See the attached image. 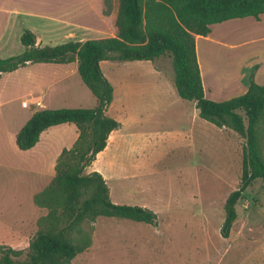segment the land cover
Instances as JSON below:
<instances>
[{"label":"rangeland","instance_id":"rangeland-1","mask_svg":"<svg viewBox=\"0 0 264 264\" xmlns=\"http://www.w3.org/2000/svg\"><path fill=\"white\" fill-rule=\"evenodd\" d=\"M108 9L105 0V13ZM12 46L10 53L14 56L23 53L22 44L20 48ZM123 63L113 65L115 70L106 67V75L115 74L114 78L122 84H152L145 81L149 73L139 68V64ZM163 64L170 78L166 77L165 81L169 94L163 99L164 108L156 113L159 123L148 120L142 125L144 130L136 131L141 137L132 143L126 136L131 128L142 126L130 122L119 109L124 101L135 99L116 97L110 114H117L124 139L120 145L111 146L102 157L101 165L96 164L109 174L108 161L116 154L123 171L133 173V166L139 168L145 156H153L158 151L154 156L155 166L147 177L131 181L108 177L114 203L149 208L156 213L157 221L147 224L100 217L93 224L89 249L72 263L264 264L263 179L254 181L244 193L230 236L224 238L221 234L227 199L241 185L246 140L230 130L219 132L198 114L196 120L195 102L179 98L171 81L174 77L171 63L164 61ZM27 75L7 74L0 82V244L17 250L28 249L38 231L39 220L47 215V210L36 206L35 195L53 180L58 158L64 146L73 147L77 132L74 125L51 128L34 150L19 149L20 130L32 113L43 107V104L37 105L39 101L32 103L30 97H23L25 88L33 86ZM56 76H61L58 71L50 78ZM144 100L149 104L152 99ZM24 102L28 104L24 106ZM45 102L50 109L97 106V99L79 74L55 84ZM117 110L119 113H115ZM92 170L90 165L88 172Z\"/></svg>","mask_w":264,"mask_h":264},{"label":"trees","instance_id":"trees-1","mask_svg":"<svg viewBox=\"0 0 264 264\" xmlns=\"http://www.w3.org/2000/svg\"><path fill=\"white\" fill-rule=\"evenodd\" d=\"M111 10V0H106ZM264 14V0H119L117 36L40 46L37 36L25 30L22 54L0 58V80L29 64L77 62L83 83L98 103L94 108H59L36 111L17 136L19 149L28 151L46 130L74 124L79 137L64 149L50 184L34 202L47 210L26 250L0 244V264H73L89 249L93 224L100 217L155 224L157 215L142 206L116 204L104 176L86 169L104 151L112 132L121 123L107 112L114 100V86L104 75L101 62L152 61L166 71L170 61L180 98L196 102L199 116L219 128H229L246 140L243 174L238 190L225 204L222 236L228 238L238 218L237 207L246 190L264 180V84L254 81L239 97L215 102L206 98L197 56L196 37L209 36L213 25Z\"/></svg>","mask_w":264,"mask_h":264},{"label":"crops","instance_id":"crops-1","mask_svg":"<svg viewBox=\"0 0 264 264\" xmlns=\"http://www.w3.org/2000/svg\"><path fill=\"white\" fill-rule=\"evenodd\" d=\"M111 2H113L112 11L107 14L105 13V0H0V58L12 57L13 54L10 53L14 49L12 45H17L20 48L22 44L21 36L25 30L35 33L38 45L42 47L56 46L69 41L85 42L91 39L116 37L118 32L116 19L119 11V0H111ZM22 46L24 52L25 47L23 44ZM196 48L205 95L209 100L224 102L246 94L253 81L259 85L264 84V14L260 18L249 17L213 25L209 36L196 37ZM219 60L228 69H223L216 73V63ZM226 61L227 63H225ZM121 63L123 62H101L104 75L114 86V100L107 114L116 120L118 119L117 114H110V110L112 111L115 106L116 97L135 99L133 101H124L119 111H124L129 121L133 124L142 126L150 119V121L158 124L159 118L156 113L162 107L164 108L163 99L169 94V91L165 89V81L168 76L164 71L158 70L152 61H130L127 64L130 63V66L139 64V68H144L149 73L146 74L147 79L145 81H151L152 84H122V82L114 78L115 74L108 77L109 75H106L107 72L105 73L106 67L112 70L115 68L112 67L113 65L120 66ZM203 63H205V68ZM71 66L73 67L71 68ZM61 70L65 71L64 76H62ZM206 70L207 73L209 72V76L206 75ZM224 70L226 71L225 74ZM57 71L61 76L50 78V75ZM7 74H11V76L28 74V81L33 86L25 88L23 97H30L32 103L34 101L42 102L43 107L35 110L38 111L50 109L45 101L52 92L54 85L79 74V65L77 62L71 64H29L12 73L3 74L0 82L3 81ZM168 79L170 78L168 77ZM171 81L174 84V80ZM169 86L171 88V85ZM147 98L152 99L149 104L144 100ZM194 104L196 106V102ZM146 106L150 107L146 108ZM196 110L197 108L194 111V116L198 120L196 114L199 116V113L198 110L196 113ZM119 111L117 110L115 113H119ZM34 113H32V116ZM145 113L148 115H145ZM199 118L201 117L199 116ZM201 120L208 122L202 118ZM194 123L196 124V121ZM67 125L74 124H64V126ZM212 125L215 126L214 124ZM50 129L43 132L38 144L28 151L37 148L41 144L43 134ZM131 129V133L126 137H128L129 141L135 143L141 137L140 133L136 131L144 130V128L142 126L141 129ZM217 129L219 132L228 130L234 132L229 128L217 127ZM122 130L121 123V128L111 133L106 149L100 152L92 163L91 167L94 170L88 172L89 167L86 169L87 173L94 171L101 173L106 179L109 188V178L117 181H131L147 177L157 161L154 156L158 155V151L153 156H145L142 159L141 166L139 168L138 166H133V173H129L123 171L119 158H117L116 154H113L108 161L109 174L101 166L97 167L96 164H102V157L111 149V146L120 145L123 141ZM78 137L79 132L77 129L74 144ZM190 139H193L191 134ZM64 149L67 148L64 146ZM130 151H133V149ZM111 195L112 189L110 188Z\"/></svg>","mask_w":264,"mask_h":264},{"label":"bare ground","instance_id":"bare-ground-1","mask_svg":"<svg viewBox=\"0 0 264 264\" xmlns=\"http://www.w3.org/2000/svg\"><path fill=\"white\" fill-rule=\"evenodd\" d=\"M230 60V59H229ZM203 62V61H202ZM227 63V61L225 62ZM230 67H231V63L229 64ZM218 67V68H217ZM223 69H228V68H225V66H223V64H221L220 60L216 63V73L217 72H220V70L222 71ZM224 74L226 73V71L224 70L223 71ZM206 75L209 76V72L207 73V70H206Z\"/></svg>","mask_w":264,"mask_h":264},{"label":"built area","instance_id":"built-area-1","mask_svg":"<svg viewBox=\"0 0 264 264\" xmlns=\"http://www.w3.org/2000/svg\"><path fill=\"white\" fill-rule=\"evenodd\" d=\"M28 103L27 102H24V106L27 105ZM42 104V102H38L37 105L40 106Z\"/></svg>","mask_w":264,"mask_h":264}]
</instances>
